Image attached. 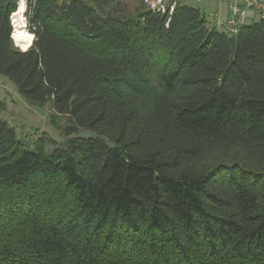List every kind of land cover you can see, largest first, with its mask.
<instances>
[{
	"label": "trees",
	"instance_id": "trees-1",
	"mask_svg": "<svg viewBox=\"0 0 264 264\" xmlns=\"http://www.w3.org/2000/svg\"><path fill=\"white\" fill-rule=\"evenodd\" d=\"M17 3L0 76L65 125L30 147L0 117V264H264L261 14L231 35L176 0H25L21 51Z\"/></svg>",
	"mask_w": 264,
	"mask_h": 264
},
{
	"label": "rangeland",
	"instance_id": "rangeland-1",
	"mask_svg": "<svg viewBox=\"0 0 264 264\" xmlns=\"http://www.w3.org/2000/svg\"><path fill=\"white\" fill-rule=\"evenodd\" d=\"M90 1V0H86ZM157 0H108L109 7L106 9L116 8L119 14L123 16L132 15L143 7H150ZM175 0H162L165 7H170ZM183 5L196 7L201 13L206 16L208 21L213 19L212 13L219 4V0H176ZM25 4V0H24ZM167 8H165L166 10ZM25 10V9H24ZM13 15V14H12ZM11 15V17H12ZM10 23L12 32L14 31L12 19ZM25 20V18H24ZM26 29V20L24 23ZM13 36V33L12 35ZM14 46H16L14 39H12ZM17 47V46H16ZM18 48V47H17ZM21 48V47H20ZM20 48H18L20 50ZM0 100L5 104V109L0 113V117L13 126L19 138L24 139L30 147L33 141L39 138L43 133L60 143L63 141L61 135V127L65 125V120H58L59 128L55 127L50 122V107L44 106L42 108L29 105L17 93L13 84L3 76H0ZM81 137H93L94 134L88 130H82L79 134ZM49 148V147H47Z\"/></svg>",
	"mask_w": 264,
	"mask_h": 264
},
{
	"label": "built area",
	"instance_id": "built-area-1",
	"mask_svg": "<svg viewBox=\"0 0 264 264\" xmlns=\"http://www.w3.org/2000/svg\"><path fill=\"white\" fill-rule=\"evenodd\" d=\"M150 10L165 12V6L162 3V0H157L154 4H150ZM174 5H170L169 12L171 13ZM248 10L256 11L261 14L264 19V0H241V3L235 2L230 5L229 16L224 22L221 24L225 31L229 34L234 35L238 31V27L242 25L245 21L246 12ZM220 24H217V26Z\"/></svg>",
	"mask_w": 264,
	"mask_h": 264
},
{
	"label": "bare ground",
	"instance_id": "bare-ground-1",
	"mask_svg": "<svg viewBox=\"0 0 264 264\" xmlns=\"http://www.w3.org/2000/svg\"><path fill=\"white\" fill-rule=\"evenodd\" d=\"M24 9H25L24 0H21L18 11L13 13L11 19H12L13 28H14V31L12 33H13V39L15 41V44L21 47V49L25 51V49L28 48V45L31 42V36L26 31L25 26H24V23H25L24 16H23L25 12Z\"/></svg>",
	"mask_w": 264,
	"mask_h": 264
},
{
	"label": "crops",
	"instance_id": "crops-1",
	"mask_svg": "<svg viewBox=\"0 0 264 264\" xmlns=\"http://www.w3.org/2000/svg\"><path fill=\"white\" fill-rule=\"evenodd\" d=\"M238 2L241 3V0H219L218 7L212 13L213 19L210 21V24L215 26L218 30L225 31V28L221 25L224 24L226 19L229 16L230 5ZM259 15L256 12L247 11L245 23H250L253 20H258ZM217 24H220L217 26Z\"/></svg>",
	"mask_w": 264,
	"mask_h": 264
},
{
	"label": "water",
	"instance_id": "water-1",
	"mask_svg": "<svg viewBox=\"0 0 264 264\" xmlns=\"http://www.w3.org/2000/svg\"><path fill=\"white\" fill-rule=\"evenodd\" d=\"M20 1L21 0H18V3H17V6H16V11L15 12H17L18 11V8H19V5H20ZM24 16V15H23ZM24 18H25V16H24ZM11 39H13V36H11ZM31 44H32V42L28 45V47H30L31 46ZM21 49V48H20ZM21 51H24V50H21Z\"/></svg>",
	"mask_w": 264,
	"mask_h": 264
}]
</instances>
